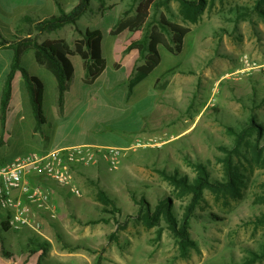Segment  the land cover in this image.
Segmentation results:
<instances>
[{
	"label": "rangeland",
	"instance_id": "obj_1",
	"mask_svg": "<svg viewBox=\"0 0 264 264\" xmlns=\"http://www.w3.org/2000/svg\"><path fill=\"white\" fill-rule=\"evenodd\" d=\"M60 1L65 5L63 9L66 12L72 9L73 1ZM142 1L106 0L101 14L100 5L91 0L77 26L71 25L66 27L70 30L54 32L51 36L63 38L71 43L72 48L74 41L82 38L85 29H98L104 36L102 49L105 59L108 63L114 60L116 64L114 38L110 31L117 22L134 18ZM204 1L205 6L197 22L192 24L184 20L186 13L177 1L156 0V6L149 10L143 27L119 36L122 38L121 52L117 68L114 66L118 69L120 55L129 53L125 49L131 36L137 39L148 36L150 30H158L162 19L188 27L190 34L185 38L183 51L178 56L160 51L161 67L183 62L196 72L185 78L193 83L187 86L193 87L192 93L187 90L189 88L187 92L194 93V102L200 100L198 123L188 133L172 140V136L190 126V120L173 127V123H160L162 117L168 118L166 114L159 113L149 121L151 107H147L143 97L147 92L152 94L149 85L155 82L158 70L137 86L131 108L122 107L127 91L124 71L109 74L118 81L114 83V100H107L110 94L105 90L87 87L90 95L109 103L113 113H100L104 119L98 124V132H88L89 138L111 140L118 147L126 144L120 139L129 145L137 139L148 145L139 147L132 142L133 147L122 152L116 171L110 172L103 162L76 170L73 180L80 191L79 196L72 195L68 188L47 182L56 208V219L41 213L36 215L33 221L42 225L41 235L34 234L31 229L18 233L2 232L0 226V260H10L13 264L18 259H28L35 250L34 244L48 240L53 242L57 253L61 248L65 260H61L63 264H95L98 260L100 264H245L253 255L261 256L264 243V20L252 0ZM259 8L264 10V3ZM28 28L32 30L31 26ZM31 35L35 37L37 33L32 30ZM38 37L39 34L37 40ZM243 55L261 67L248 73L241 72ZM72 61L78 74L81 60L73 56ZM140 64L136 61L134 67ZM28 71L38 75L33 67ZM164 79L159 80L158 86ZM44 83L48 86L45 79ZM74 91L79 93L78 89ZM205 104L208 107L203 111ZM117 107H121L118 114ZM42 108L47 121L45 130L42 129V137L36 132L38 136L33 139L38 146L49 148L66 134V123L65 119L56 120L52 104L47 106L44 102ZM197 108L196 105L194 109ZM185 115L195 118L189 111L182 114L183 117ZM251 120L262 129L260 158L252 154L251 147L239 149L233 157L240 179L236 196L204 193L189 224V238L194 247L189 249L185 258L181 257L165 223L159 221L156 225H147L143 220L144 211L139 212L140 206L130 196L134 195L137 201L144 198L151 209L161 198H170L175 217L180 219L189 197L166 182L162 171L186 176L191 181L198 175L197 164H202L209 181L225 180L222 161L226 154L220 148L232 149L235 142L226 129L233 127L238 130L250 124ZM144 129L147 130L145 134L149 133V141L144 138ZM253 140L254 137L248 141L250 145L254 144ZM17 145L18 153H21L24 143ZM99 188L114 201L115 208L97 200ZM59 199H62V206L56 204ZM2 247L8 256H2ZM42 257H45L44 254ZM59 261L41 264H59ZM253 264H264V256Z\"/></svg>",
	"mask_w": 264,
	"mask_h": 264
},
{
	"label": "trees",
	"instance_id": "obj_2",
	"mask_svg": "<svg viewBox=\"0 0 264 264\" xmlns=\"http://www.w3.org/2000/svg\"><path fill=\"white\" fill-rule=\"evenodd\" d=\"M76 1V2H75ZM100 5L101 14L103 12L106 0H94ZM124 1V0H121ZM135 3L138 0H130ZM169 1V0H167ZM180 4L182 11L186 13L184 20L189 23L195 24L198 19L200 11L205 6L204 0H175ZM256 5V9L260 16L264 20V10H260L264 3V0H252ZM57 14L44 21H37L31 25L32 20L30 18H24L22 22L29 21V26L32 30L41 35L43 33H52L57 29H61L67 25H76L79 20L87 12L90 7L91 0H73V7L69 12H66L58 0H54ZM156 6V0H144L136 9V15L134 18L127 21L117 22L116 26L110 31V35L114 38V56L116 64L121 52L120 45L122 43L119 38L122 34L128 32H135L146 24L149 16V10ZM32 30H28L29 37L20 38L14 36L13 40H7L1 36L0 33V50L10 51L8 69L4 74V79L0 81V125L3 126L7 111L8 102L12 97V80L16 71H19L24 82V93L27 96L29 107L34 115L36 121L35 132L41 133L42 126L45 125V117L42 111V100L44 93V85L37 76L32 75L24 68H19L18 61V48L31 46L34 49V56L36 63L40 66H44L48 71L56 76L55 87V106L59 115L63 114L64 100L66 94L71 88L72 83L75 80V70L73 66L72 57L76 56L81 60V67L85 72V85H91L96 82L105 70L107 61L103 53L102 45L104 41L103 33L95 28L85 29L82 38L75 40L72 44V48L64 40H47L41 44H38L37 35L31 36ZM190 34L188 27H182L177 24L170 23L166 19H162L159 23L158 30L154 28L148 36L137 39L130 37V43L126 47L125 51H136L138 54L137 63H142L135 66L133 75L129 78L126 91L127 99L133 95L135 87L144 81L148 76H151L157 67L161 64V50H165L169 55L178 56L182 52L184 47V41L187 35ZM114 65L117 68V65ZM177 70V66L166 69L160 76V80L167 75L174 73ZM167 81L164 84L158 86L161 90L165 87ZM227 132L229 135L235 138L232 149H220L226 154L223 159L225 180L223 181H209L206 169L204 165L197 164V177L193 180H189L186 176H180L178 174H166L162 171L164 180L180 190L184 195L189 197L187 206L183 216L177 219L173 212V204L170 198H161L158 200L154 209H151L149 204L144 198L137 201L134 195L130 198L132 201L140 206V213L144 211L143 220L149 226L156 225L159 221H163L171 232V237L175 241L179 248L180 256L185 258L189 249L194 247V243L189 238L190 220L196 214V208L200 203L201 198L205 192H210L217 195H224V197H235L238 187V172L233 164V157L238 154L239 149H243L245 146L251 147L252 154H255L257 159L260 158V152L262 148L259 143L262 140V129L260 125H257L255 121L251 120L250 124L242 126L236 130L233 127H228ZM254 137V144L250 145L248 141ZM97 200L103 204L112 205L115 208V203L111 200L108 194L101 188L98 190ZM142 208V209H141ZM2 232L9 231L8 225L3 221H0ZM49 247L48 242L37 245L42 254H44ZM2 247V256H8ZM264 256V243L262 245V254L260 257L253 255L252 258L247 260L245 264H253L257 259L260 260ZM95 264H100V261H96Z\"/></svg>",
	"mask_w": 264,
	"mask_h": 264
},
{
	"label": "crops",
	"instance_id": "obj_3",
	"mask_svg": "<svg viewBox=\"0 0 264 264\" xmlns=\"http://www.w3.org/2000/svg\"><path fill=\"white\" fill-rule=\"evenodd\" d=\"M73 1V0H70ZM58 2L63 6L60 0ZM54 0H0V33L1 36L5 39H13L14 36L18 35L20 38H27L28 30H29V21L22 20L24 18H30L32 20L31 25L35 24V22L44 21L45 19H49L57 14V9L55 7ZM71 25H67L61 29H57L54 32H62L65 29L70 30L69 27ZM52 33H43L38 37V44H41L47 40H64L63 38H59L57 35L51 36ZM18 33V34H17ZM22 35V37H21ZM32 36V35H31ZM71 38V36H70ZM66 41V40H64ZM115 40H113L114 43ZM67 42V41H66ZM104 42V41H103ZM68 43V42H67ZM71 43H68L69 47ZM183 51V50H182ZM136 51L130 50L126 55H120V62L118 69L114 68L115 61H111L106 64L105 70L102 75L97 79L96 82H93L91 85H85L83 82L85 80V72L81 67V63H79L78 71L76 74L75 70V80L71 85L70 90L66 94V99L64 100L63 106V114L59 115L55 106V87H56V76L48 71L44 66H40L36 63L34 56V49L31 46L20 47L18 48V61L17 65L19 68H24L25 70H29L30 67L35 68L37 78L41 80L44 85V93L42 100V107L47 104L53 105L54 114L56 116L57 121H62L65 119V129L66 134H64L63 138L57 143L52 144L49 148L40 147L39 144L33 139V137L38 134L34 131L36 127L35 117L29 107L28 98L24 93V82L23 78L20 75L19 71H16L14 80H12V97L8 102L5 121L3 126L0 125V163L9 162L14 160L15 158H19L23 155L37 152H50L52 150H60L66 149L69 147H77V146H92L94 148L100 147H115L121 149L131 148L134 143V146L138 145L139 147H143L148 145L146 143L142 144L139 142V139L136 141H129L130 145L124 139H120L122 143H126L125 146L118 147L113 145L111 140H104L101 138H92L88 137V132H98L99 127L98 124L101 120L104 119L100 115L102 112H106L108 114H112V106L105 101H101L98 97L90 95L88 93L87 87L98 88V91L105 90L107 95V100L111 98L114 100L116 97L113 94V90L115 88L114 83L118 82L112 79L109 74L113 72L114 74L124 71L125 76L123 80H126L128 83L129 78L133 75L135 70V63L138 58V54ZM11 55L10 51H1L0 50V81L4 79V74L8 69V61L9 56ZM132 63V65L130 64ZM142 64V63H141ZM188 63L178 62L174 63L171 66L161 67V64L157 67V69L153 72V74L158 70V73L155 78V82L150 87V92L145 93V97L143 100L147 103V107H151V110L148 114L149 121L151 118H156L157 115L166 114L169 119L168 122L164 120H168L164 117L161 118L160 123H173L174 127L176 124L180 122H187L190 120L191 124L189 127L185 129V131L181 132L177 136H172L171 139L174 140L177 137L183 135L184 133H188L195 124L198 123V117L200 113V100L197 99L194 102V93H192L193 87H187L189 84L192 85V80L187 81L185 76L191 77L190 74L196 73L194 69L188 67ZM129 65H131L129 67ZM177 66V70L167 75L162 84L167 81V84L163 89H158V84L160 80V76L166 69H170ZM110 72H109V71ZM152 74V75H153ZM149 77V76H148ZM147 77V78H148ZM146 78V79H147ZM44 79L48 83V86L44 83ZM145 79V80H146ZM143 82V81H142ZM141 82V83H142ZM140 83V84H141ZM139 85V84H138ZM137 85V86H138ZM133 95L127 99L125 95V102H122V107L131 108L132 101L135 98V90ZM48 87V88H47ZM189 88V89H187ZM78 89L79 93L75 94V91ZM191 91V93L187 92V90ZM48 96V99L46 98ZM154 96V97H153ZM200 96V95H199ZM201 97V96H200ZM47 99V100H46ZM131 99V100H130ZM106 100V101H107ZM137 104V103H136ZM198 106L197 110L194 108ZM146 107V108H147ZM207 105L203 106V111H206ZM146 108L144 110H146ZM121 107H117V114L120 113ZM123 109V108H122ZM124 111L126 108L123 109ZM43 111V108H42ZM186 111H189L190 114H194L195 118L192 119V116L189 117L185 115L182 116ZM151 112H153L151 114ZM125 113V112H123ZM160 113V114H159ZM44 114V112H43ZM111 117V116H110ZM46 119V118H44ZM111 119V118H110ZM47 123V121L45 120ZM50 126V125H49ZM45 130V125L41 128V133L43 134V130ZM147 130L144 129L143 133L145 135V140L149 141V133L145 134ZM40 133V134H41ZM41 134V137H42ZM40 137V138H41ZM42 140V139H41ZM23 142L24 147L21 153L19 152L18 143ZM17 143V144H16ZM146 144V145H145ZM133 147V146H132ZM57 206H62V199H59V202H56ZM3 213L0 212V221L4 218ZM38 225V231H33L34 234L41 235V224ZM10 231V230H9ZM7 231V232H9ZM60 234V231L58 232ZM49 243V247L44 253V258L42 257V252L39 251L37 245L41 243L34 244L35 250H32V255L28 257V259L21 260L18 259L13 264H41V262H58L59 264H63L61 260L65 261L63 258V253L61 252V248L58 253L55 251V246L51 240L47 241ZM70 255L69 253H67ZM53 259V260H51ZM0 264H12L10 260L2 259L0 260Z\"/></svg>",
	"mask_w": 264,
	"mask_h": 264
},
{
	"label": "built area",
	"instance_id": "obj_4",
	"mask_svg": "<svg viewBox=\"0 0 264 264\" xmlns=\"http://www.w3.org/2000/svg\"><path fill=\"white\" fill-rule=\"evenodd\" d=\"M241 72L248 73L256 67L247 56L241 59ZM125 149L111 146L94 148L77 146L50 152L30 153L0 165V212L10 231L25 229L38 231L34 218L41 213L56 219V208L50 196L52 182L65 187L72 195L80 191L74 184L75 171L106 163L110 172L116 171L119 158Z\"/></svg>",
	"mask_w": 264,
	"mask_h": 264
}]
</instances>
